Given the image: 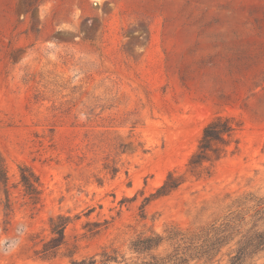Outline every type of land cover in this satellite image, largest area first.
<instances>
[{"label":"rangeland","instance_id":"rangeland-1","mask_svg":"<svg viewBox=\"0 0 264 264\" xmlns=\"http://www.w3.org/2000/svg\"><path fill=\"white\" fill-rule=\"evenodd\" d=\"M219 115L242 128L213 175L145 200L186 172ZM0 160V264H70L74 245L131 263L139 231L202 225L227 193L264 194V0H0ZM58 214L73 217L69 245L45 259Z\"/></svg>","mask_w":264,"mask_h":264},{"label":"trees","instance_id":"trees-1","mask_svg":"<svg viewBox=\"0 0 264 264\" xmlns=\"http://www.w3.org/2000/svg\"><path fill=\"white\" fill-rule=\"evenodd\" d=\"M242 125L234 116L219 115L203 129L198 148L191 155L184 173L170 170L155 193L145 200L170 195L187 181V176L211 177L218 161L227 156L233 143L238 144ZM237 148V146H236ZM21 184L35 203L41 199L40 178L26 165L20 166ZM0 181L8 185L9 175L0 160ZM207 223L183 228L167 224L162 231H139L129 242L134 256L126 262L117 250L114 254L76 257L77 245L69 249L70 264H251L264 252V194L250 190L227 193L219 200ZM6 208L11 206L10 195ZM146 217L144 212L141 215ZM73 217L58 214L50 218L51 237L37 251L42 258H52L69 245L66 228Z\"/></svg>","mask_w":264,"mask_h":264}]
</instances>
